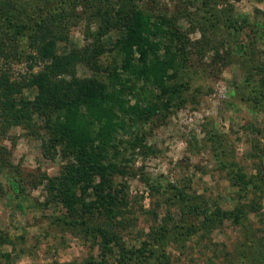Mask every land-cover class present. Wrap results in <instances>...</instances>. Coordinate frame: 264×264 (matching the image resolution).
<instances>
[{
	"label": "trees",
	"instance_id": "obj_1",
	"mask_svg": "<svg viewBox=\"0 0 264 264\" xmlns=\"http://www.w3.org/2000/svg\"><path fill=\"white\" fill-rule=\"evenodd\" d=\"M109 1L44 0L33 17L23 20L14 13L9 0H0V125L31 130L41 136L43 157L53 159L60 154L67 159L57 176L41 175L39 183L46 191V201L64 209L55 223L81 233L98 250L97 257L91 254L75 264H153L156 256L166 263L168 241L202 233L216 220L221 222L232 215L241 225L239 217L244 214H238L240 210L207 214L206 209L189 204L183 188L172 183L162 187L154 179L143 177L150 197L169 194L181 213L176 219L170 217L169 223L159 226L139 247H127L123 232H130L137 221L131 217L136 214L131 205L136 200L130 197L126 179L134 173L128 156L150 150L141 131L144 122L164 117L169 107L185 102L183 96L195 73L191 66L208 72L225 66L221 54L224 45H215L210 30L239 36L246 27L252 32L256 27L236 17L227 1V6L218 8L219 0H200L203 28L199 19H189L188 10L170 16L156 0ZM82 5L90 8L89 17L97 24L94 31L88 29L91 43L58 53L57 26L73 19L68 10ZM181 18L190 20L189 29L180 25ZM195 29L201 32L200 37L192 40L187 30ZM14 30L28 48V52L17 53L26 54L28 69L27 75L17 79L11 67L14 43L9 38ZM111 30L117 31L118 37L106 47L103 37ZM253 34L256 36L257 30ZM236 53L244 74L240 99L251 110L264 113V60L252 39L242 41ZM104 54L110 55L108 66L101 62ZM80 64L92 75L79 76ZM35 67L37 71H33ZM26 88L35 91L32 99L23 97ZM135 93L139 98L132 101L130 95ZM122 132L129 134L122 137ZM205 136L219 167L228 170L232 187L248 193L264 186V176L246 177L234 169L224 135L211 128ZM12 166L7 149L0 146V175L13 168L16 174L8 173L9 179L20 178L22 182L21 173ZM241 227L249 240L243 245L249 249L252 236H247L244 225ZM4 242L2 239L1 244ZM255 258L264 264L262 254H255Z\"/></svg>",
	"mask_w": 264,
	"mask_h": 264
},
{
	"label": "rangeland",
	"instance_id": "obj_2",
	"mask_svg": "<svg viewBox=\"0 0 264 264\" xmlns=\"http://www.w3.org/2000/svg\"><path fill=\"white\" fill-rule=\"evenodd\" d=\"M9 2L14 7V13L24 20L33 17L44 0ZM156 2L170 16L188 10L189 19L192 22L199 19L203 28L200 0ZM225 2L232 5L236 17L254 24L257 34L255 36L247 27L239 36L219 30L214 34L210 30L215 45H224L221 54L225 66L209 72L191 66L195 73L183 96L185 102L177 108L169 107L164 117L150 118L144 122L141 131L150 150H143L146 154L136 151L128 156L134 173L126 179L130 197L136 200L131 204L136 214H131V217H136L137 221L130 232H123L124 241L127 247H139L143 241L149 240L148 236L159 226L169 223L170 217L176 219L181 213L178 206L169 200V194L162 192L150 197L143 177L154 179L162 187L172 183L179 189L183 188L191 200L189 204L206 209L207 214L215 211L228 214L240 210L238 214L242 212L244 216H238L241 225L233 221L232 215L221 222L216 220L202 233L168 241L165 248L167 262L156 256L153 257V264H261L256 261L255 254L264 256V186L251 189L248 193L232 187L228 170L219 167L205 139L209 129H216L226 138L236 171L244 173L246 177L257 174L264 176V113L251 110L240 99L239 87H242L244 74L238 66L236 53L242 41L252 39L256 52L264 60V1L219 0L217 7L226 5ZM68 11L73 19L56 29L60 33L56 44L58 53L78 50L91 43L88 29L94 31L96 27L89 17V7L76 6ZM190 20L181 18L179 23L183 29H189ZM187 31L192 40L200 37L201 32L197 29ZM117 37V31L107 32L103 37L105 46L109 47ZM9 38L11 44L14 43L13 76L22 78L28 72L24 63L26 54L18 56L17 53L28 52V48L23 41L20 42L15 30L9 32ZM101 62L108 66L111 63L110 55L101 56ZM37 70L35 67L33 71ZM77 72L81 77L92 75L83 64L78 66ZM22 95L32 99L35 91L26 88ZM137 98L138 93L130 95L132 101ZM40 132L46 137L43 131ZM128 134L122 132L121 136ZM41 144V136L34 135L31 130L0 125V146L7 149L10 163L17 167L23 179L22 182L20 178L9 179L8 173L16 174L13 168L0 175L3 187L0 193V264H75L91 254L98 256V250L92 246L90 239L55 223V218L62 217L64 209L46 201V191L40 185L39 177L57 176L67 159L60 154L53 159L43 157ZM259 207L262 209L256 211ZM242 225L246 227L247 236H252L249 249L248 245H243L249 240H246ZM2 239L6 241L3 244ZM156 255L161 256L160 253Z\"/></svg>",
	"mask_w": 264,
	"mask_h": 264
}]
</instances>
